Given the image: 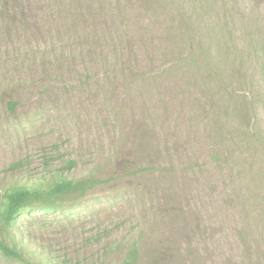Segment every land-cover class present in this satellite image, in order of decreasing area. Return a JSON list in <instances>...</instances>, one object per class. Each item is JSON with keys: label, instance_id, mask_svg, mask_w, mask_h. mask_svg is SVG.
<instances>
[{"label": "rangeland", "instance_id": "374dc122", "mask_svg": "<svg viewBox=\"0 0 264 264\" xmlns=\"http://www.w3.org/2000/svg\"><path fill=\"white\" fill-rule=\"evenodd\" d=\"M61 179L33 260L264 264V0H0V196Z\"/></svg>", "mask_w": 264, "mask_h": 264}, {"label": "trees", "instance_id": "16d2710c", "mask_svg": "<svg viewBox=\"0 0 264 264\" xmlns=\"http://www.w3.org/2000/svg\"><path fill=\"white\" fill-rule=\"evenodd\" d=\"M17 103L9 101L8 110L13 112ZM72 163L67 166L71 167ZM98 180H66L53 182L46 189L32 188L25 185L9 187L0 196V255L19 264H43L39 260L31 259V255L25 253V244L17 243L11 230L20 219L29 216L34 211L42 214H52L63 208L64 200L73 193L84 194L87 190L98 184ZM137 255V249L133 246L128 251V260L124 264L133 262Z\"/></svg>", "mask_w": 264, "mask_h": 264}]
</instances>
